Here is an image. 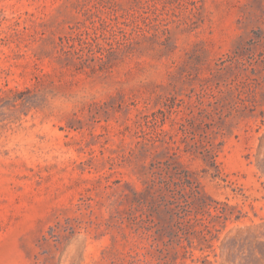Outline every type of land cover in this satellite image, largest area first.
<instances>
[{"label": "rangeland", "instance_id": "1", "mask_svg": "<svg viewBox=\"0 0 264 264\" xmlns=\"http://www.w3.org/2000/svg\"><path fill=\"white\" fill-rule=\"evenodd\" d=\"M260 29L264 0H0V264H264ZM153 162L213 215L160 235Z\"/></svg>", "mask_w": 264, "mask_h": 264}, {"label": "trees", "instance_id": "2", "mask_svg": "<svg viewBox=\"0 0 264 264\" xmlns=\"http://www.w3.org/2000/svg\"><path fill=\"white\" fill-rule=\"evenodd\" d=\"M258 37L261 39L260 41L264 40V29H260ZM237 49L238 50H234V53L231 54L226 61H224L221 69L231 68L235 64L242 63L240 60L241 49L239 47H237ZM98 58L104 60L102 55ZM210 88L214 92L213 87L210 86ZM234 89L239 91L236 95L240 100H247L243 97V91L238 87L231 88L228 92L234 94ZM213 96L215 95L213 94ZM217 101L219 100L217 99ZM206 151L210 153L212 161L214 160L216 162V155L214 154L215 149L213 146L206 148ZM156 164V162L151 163L150 183L147 181L145 182L149 183L147 185L148 187L143 190L135 189L133 195L135 196V200L138 201L142 207L147 206L148 208L153 209V211L157 212L161 218L168 221L167 225L162 224V227L158 229L160 235L163 236V233H167L170 237H180L183 232V226L181 225H185L186 221H191V215L192 212H194L193 210L195 207L206 209V212L213 215L211 210L213 206H209L205 200H202V198L196 195L193 181L190 179V175L185 170H180L176 167L174 171L168 172L167 168H156V166H158ZM143 198H145V201ZM214 207L217 211L216 216H221L218 212H223V210H221L218 206ZM142 220L145 221L146 219L142 217ZM139 221L138 228L142 226ZM75 227L76 226L72 225L71 229L75 230Z\"/></svg>", "mask_w": 264, "mask_h": 264}]
</instances>
